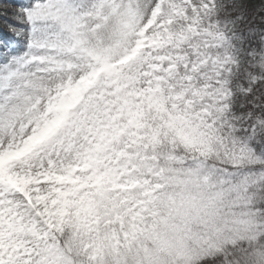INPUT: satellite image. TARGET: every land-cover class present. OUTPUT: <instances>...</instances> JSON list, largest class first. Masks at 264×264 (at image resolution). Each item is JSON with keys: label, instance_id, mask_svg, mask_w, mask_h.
I'll return each mask as SVG.
<instances>
[{"label": "snow or ice", "instance_id": "1", "mask_svg": "<svg viewBox=\"0 0 264 264\" xmlns=\"http://www.w3.org/2000/svg\"><path fill=\"white\" fill-rule=\"evenodd\" d=\"M0 264H264V0H0Z\"/></svg>", "mask_w": 264, "mask_h": 264}]
</instances>
